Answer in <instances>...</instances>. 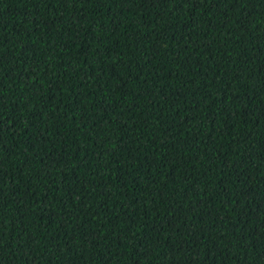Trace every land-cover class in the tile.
<instances>
[{
	"label": "trees",
	"instance_id": "obj_1",
	"mask_svg": "<svg viewBox=\"0 0 264 264\" xmlns=\"http://www.w3.org/2000/svg\"><path fill=\"white\" fill-rule=\"evenodd\" d=\"M0 264H264V0H0Z\"/></svg>",
	"mask_w": 264,
	"mask_h": 264
}]
</instances>
